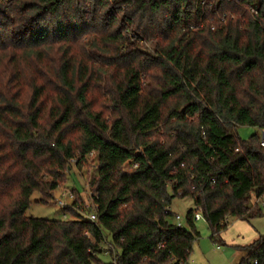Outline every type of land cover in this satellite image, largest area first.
Listing matches in <instances>:
<instances>
[{
  "label": "trees",
  "instance_id": "trees-1",
  "mask_svg": "<svg viewBox=\"0 0 264 264\" xmlns=\"http://www.w3.org/2000/svg\"><path fill=\"white\" fill-rule=\"evenodd\" d=\"M241 126L264 131L260 0H0V264H187L200 232L175 197L213 239L263 216ZM92 152L96 222L26 214ZM239 249L264 264V234Z\"/></svg>",
  "mask_w": 264,
  "mask_h": 264
},
{
  "label": "rangeland",
  "instance_id": "rangeland-1",
  "mask_svg": "<svg viewBox=\"0 0 264 264\" xmlns=\"http://www.w3.org/2000/svg\"><path fill=\"white\" fill-rule=\"evenodd\" d=\"M255 2H257V0H255ZM253 134H257L259 138L262 137V132L259 128L257 129L250 126H241L238 129V135L242 139H248ZM94 157L95 152H93L90 156L87 157L84 162H82V167L75 166V162L73 163L74 167L67 172L66 181L61 182L59 188L53 192L55 199L50 203H43L41 201L40 194L38 192L33 193L31 195V205L27 209L26 214L28 216H34L43 219H64L65 210L61 206H58V202L60 201V199L64 198L62 196V193L68 190L74 191L76 193L78 192L79 194H75L77 196L76 201L78 200L81 205H86V208L88 209V206H90L92 202V198L90 196V182L97 169V162L95 161ZM171 192V188H169V193ZM259 206L263 209V216H260V218H256L255 224L258 223V229L260 230V232L262 231L261 234H264V204L260 203ZM170 210H172L174 213L172 221L177 224L178 221L176 220V215L179 214L182 218L181 223L184 226L187 225L186 216L188 212L192 210L196 211L194 200L192 198L180 196H177L173 199ZM68 217V220L74 218V216L70 213ZM237 220L239 219L231 217L229 219L230 225L235 221L237 222ZM194 223L198 231L200 232V237L195 240L193 251L187 264H232V257L230 255L231 246L223 242L222 239L218 236L215 239L211 238V229L204 217H202V219L200 220H194ZM254 230L257 233V238L259 234L256 229ZM236 235L237 231L235 230V228H231V230L228 231L227 237H234L237 240L241 241V238H238ZM244 237L245 239H251L249 238L250 234L248 232H244L243 238ZM100 257L103 262L111 261V258L104 253L100 255Z\"/></svg>",
  "mask_w": 264,
  "mask_h": 264
},
{
  "label": "built area",
  "instance_id": "built-area-1",
  "mask_svg": "<svg viewBox=\"0 0 264 264\" xmlns=\"http://www.w3.org/2000/svg\"><path fill=\"white\" fill-rule=\"evenodd\" d=\"M202 6H204V4H206L207 0H198ZM255 11V9H253V12ZM262 132V137L260 138L261 140V145L264 146V131H261ZM93 153V152H92ZM75 161H73L74 163ZM137 167V164L135 163H132V164H126V166L124 167V170L126 169H132V168H135ZM78 193V192H77ZM76 192L74 191H71V190H68V191H65L64 193H62V196L64 198L60 199V201L58 202V206L62 207L63 209H66V208H73L75 210H78L82 216H80L79 218L80 219H83V220H88V221H91V222H96L98 220V215H97V212H96V207H97V203L95 202V200H93L92 198V192H90V196L92 198V202H91V205L88 206V209L86 208L87 206L85 205H81L79 202L77 203V205H75V202L76 201V198L77 196L75 194H77ZM79 194V193H78ZM64 219L68 220L69 217V213L67 212H64ZM203 217V214L201 212V210L197 209L194 213V216H193V220H200L202 219ZM74 219V218H73ZM181 216L179 214L176 215V220L178 221L177 224L178 226H182L183 224L181 223Z\"/></svg>",
  "mask_w": 264,
  "mask_h": 264
},
{
  "label": "crops",
  "instance_id": "crops-1",
  "mask_svg": "<svg viewBox=\"0 0 264 264\" xmlns=\"http://www.w3.org/2000/svg\"><path fill=\"white\" fill-rule=\"evenodd\" d=\"M262 203L264 204V195L260 198V202L259 204ZM255 219H251L249 221L247 220H237V222L235 221L233 224L230 225V223L228 224L229 226L227 227V229L225 231H223L220 235V238L222 239L223 242H225L227 245L229 244L231 246V252L230 255L232 257L231 259V263L232 264H236L238 263L241 259H242V252L240 251L239 247L245 246L247 244L253 243L256 239H258L259 236H261L262 231L260 232V230L258 229V223L255 224ZM235 228V230L237 231V237L241 238V241L237 240L234 237H227L228 231ZM257 230L259 236L256 238V232L255 230ZM263 230V228H262ZM244 232H248L250 234L251 239H245V237L243 238ZM247 234V233H245ZM223 237V238H222ZM225 238V239H224ZM234 248V249H233ZM229 255V256H230Z\"/></svg>",
  "mask_w": 264,
  "mask_h": 264
},
{
  "label": "water",
  "instance_id": "water-1",
  "mask_svg": "<svg viewBox=\"0 0 264 264\" xmlns=\"http://www.w3.org/2000/svg\"><path fill=\"white\" fill-rule=\"evenodd\" d=\"M264 4V0H260Z\"/></svg>",
  "mask_w": 264,
  "mask_h": 264
}]
</instances>
